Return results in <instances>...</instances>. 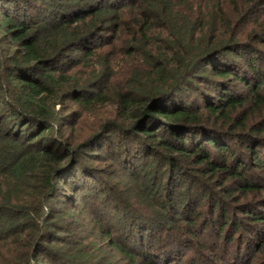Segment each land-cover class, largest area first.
<instances>
[{
    "label": "trees",
    "instance_id": "obj_1",
    "mask_svg": "<svg viewBox=\"0 0 264 264\" xmlns=\"http://www.w3.org/2000/svg\"><path fill=\"white\" fill-rule=\"evenodd\" d=\"M0 264H264V0H0Z\"/></svg>",
    "mask_w": 264,
    "mask_h": 264
},
{
    "label": "rangeland",
    "instance_id": "obj_2",
    "mask_svg": "<svg viewBox=\"0 0 264 264\" xmlns=\"http://www.w3.org/2000/svg\"><path fill=\"white\" fill-rule=\"evenodd\" d=\"M96 166H97L98 168H104V167H106V166H108V165H107V163H96Z\"/></svg>",
    "mask_w": 264,
    "mask_h": 264
}]
</instances>
